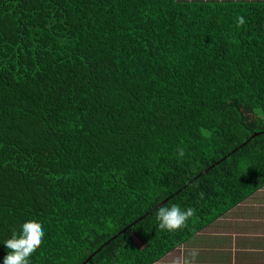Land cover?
<instances>
[{"label":"trees","instance_id":"16d2710c","mask_svg":"<svg viewBox=\"0 0 264 264\" xmlns=\"http://www.w3.org/2000/svg\"><path fill=\"white\" fill-rule=\"evenodd\" d=\"M261 189L264 0H0V242L41 223L30 264H157Z\"/></svg>","mask_w":264,"mask_h":264},{"label":"rangeland","instance_id":"374dc122","mask_svg":"<svg viewBox=\"0 0 264 264\" xmlns=\"http://www.w3.org/2000/svg\"><path fill=\"white\" fill-rule=\"evenodd\" d=\"M242 208L244 214L234 213L220 219L212 228L198 234L194 241L179 247L157 264H240V260L264 264L262 256L255 258L257 261L253 263L251 258L244 256L252 253V247L264 244V189Z\"/></svg>","mask_w":264,"mask_h":264},{"label":"clouds","instance_id":"9594fccd","mask_svg":"<svg viewBox=\"0 0 264 264\" xmlns=\"http://www.w3.org/2000/svg\"><path fill=\"white\" fill-rule=\"evenodd\" d=\"M244 23V18L239 17L237 27ZM194 214L193 208L160 205L156 210L158 228L169 233L176 232L181 230ZM45 235L44 227L38 221L23 222L19 231L14 232L11 238L0 242L7 252L0 264H30L31 257L40 249Z\"/></svg>","mask_w":264,"mask_h":264},{"label":"water","instance_id":"95a60500","mask_svg":"<svg viewBox=\"0 0 264 264\" xmlns=\"http://www.w3.org/2000/svg\"><path fill=\"white\" fill-rule=\"evenodd\" d=\"M114 239H115V237H114L113 239H111L109 242H107L105 245L109 244V243H110L112 240H114ZM105 245H104V246H105ZM104 246H103V247H104ZM103 247H102V248H103ZM102 248H100L98 251H100ZM93 256H94V255H92V256L86 261V263H87V262H88Z\"/></svg>","mask_w":264,"mask_h":264}]
</instances>
